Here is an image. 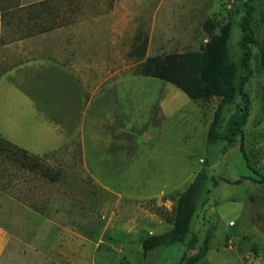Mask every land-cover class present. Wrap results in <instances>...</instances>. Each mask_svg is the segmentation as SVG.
Returning <instances> with one entry per match:
<instances>
[{
  "label": "rangeland",
  "instance_id": "374dc122",
  "mask_svg": "<svg viewBox=\"0 0 264 264\" xmlns=\"http://www.w3.org/2000/svg\"><path fill=\"white\" fill-rule=\"evenodd\" d=\"M248 4L259 42L249 44L248 114L228 138L237 96L224 109L225 136L208 143L219 97L187 96L181 57L229 21L239 82ZM263 9L264 0H0V137L33 141L32 103L65 135L28 150L59 170L55 182L0 149V264H174L185 243L144 254L141 242L171 227L178 193L200 171L191 231L208 250L195 264H255L264 189L240 145L264 174Z\"/></svg>",
  "mask_w": 264,
  "mask_h": 264
},
{
  "label": "trees",
  "instance_id": "16d2710c",
  "mask_svg": "<svg viewBox=\"0 0 264 264\" xmlns=\"http://www.w3.org/2000/svg\"><path fill=\"white\" fill-rule=\"evenodd\" d=\"M36 6L38 5L34 4L31 7ZM253 9V6L248 4L245 14L239 21V27L242 32L240 45L243 49L240 63L246 70V74L240 77L239 82H237L238 64L231 59L228 50L231 31L229 21L219 24L217 32L202 43L199 50L185 53L181 57V77L177 81V85L187 96L191 99L219 97L207 128L206 140L208 143L216 142L225 136L222 131L224 109L232 104L237 96L241 97L242 106L240 113L227 121L228 138L240 131L241 125L245 122L248 114L249 95L244 91V84L250 74V69L248 68L249 44L259 43L256 41L251 27ZM263 20L264 9L260 13V21ZM204 27L208 31L214 28L209 21L204 23ZM260 45L261 63L264 64V39L261 40ZM0 149L10 150L15 155L14 159L16 161L27 169L32 170L42 180L49 182L57 180L59 170L49 166L41 157L29 152L27 149L2 137H0ZM240 151L247 167L260 178L256 180L253 176L248 177L254 179V181L261 182L264 189V174H261L252 166L242 144L240 145ZM17 156L19 157L17 158ZM205 177V171L198 172L193 180L178 193L171 227L163 232L149 234L144 237L141 242L144 254L157 246L174 243H185L184 252L174 264H195L206 254L208 238L205 237L197 245V236L191 231L192 220L197 210V198ZM235 182L238 183L239 179L235 180Z\"/></svg>",
  "mask_w": 264,
  "mask_h": 264
},
{
  "label": "crops",
  "instance_id": "0c3cea01",
  "mask_svg": "<svg viewBox=\"0 0 264 264\" xmlns=\"http://www.w3.org/2000/svg\"><path fill=\"white\" fill-rule=\"evenodd\" d=\"M262 11V10H261ZM22 92V91H21ZM33 108V116L37 119L39 130L38 134L33 137V141H18L16 139H11V142L21 146L27 150H34L33 152H43L53 148H56L65 141V135L60 131L58 126L49 120H47L34 106ZM39 150V151H36ZM255 264H264V253L257 257V260L254 262Z\"/></svg>",
  "mask_w": 264,
  "mask_h": 264
}]
</instances>
